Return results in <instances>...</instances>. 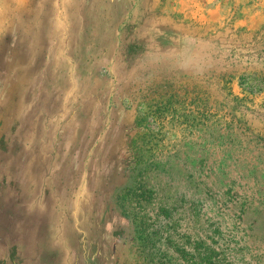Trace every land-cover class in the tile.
Listing matches in <instances>:
<instances>
[{
  "label": "rangeland",
  "instance_id": "374dc122",
  "mask_svg": "<svg viewBox=\"0 0 264 264\" xmlns=\"http://www.w3.org/2000/svg\"><path fill=\"white\" fill-rule=\"evenodd\" d=\"M171 1L0 0V264H264V10Z\"/></svg>",
  "mask_w": 264,
  "mask_h": 264
},
{
  "label": "crops",
  "instance_id": "0c3cea01",
  "mask_svg": "<svg viewBox=\"0 0 264 264\" xmlns=\"http://www.w3.org/2000/svg\"><path fill=\"white\" fill-rule=\"evenodd\" d=\"M247 4H249V6H246ZM166 6L165 11L173 13L179 12L180 16L187 14V16L189 15L191 19H194L195 10L202 9L201 11L203 15L199 16H205V20H208L211 24H224L226 22L235 23L237 26L242 25L243 27H246L248 31H251V18L253 15L255 16L260 9L264 10V0H201V2L197 5L195 0H172L167 3ZM246 9H250L252 12L248 15L245 13ZM219 11L220 16H217L216 13H219ZM243 21L245 22L243 23ZM187 33L188 34L182 37V40L196 41L200 39L199 36H195L192 32Z\"/></svg>",
  "mask_w": 264,
  "mask_h": 264
},
{
  "label": "trees",
  "instance_id": "16d2710c",
  "mask_svg": "<svg viewBox=\"0 0 264 264\" xmlns=\"http://www.w3.org/2000/svg\"><path fill=\"white\" fill-rule=\"evenodd\" d=\"M162 264H169V261L166 260Z\"/></svg>",
  "mask_w": 264,
  "mask_h": 264
}]
</instances>
